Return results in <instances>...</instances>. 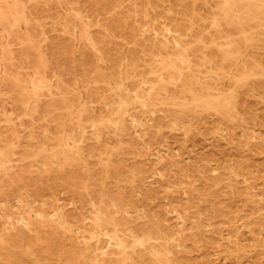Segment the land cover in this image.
<instances>
[{
  "label": "rangeland",
  "instance_id": "374dc122",
  "mask_svg": "<svg viewBox=\"0 0 264 264\" xmlns=\"http://www.w3.org/2000/svg\"><path fill=\"white\" fill-rule=\"evenodd\" d=\"M0 264H264V0H0Z\"/></svg>",
  "mask_w": 264,
  "mask_h": 264
}]
</instances>
